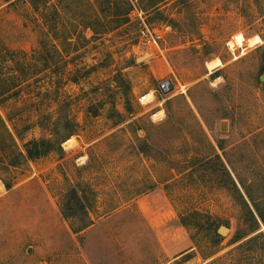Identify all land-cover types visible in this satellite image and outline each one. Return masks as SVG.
I'll list each match as a JSON object with an SVG mask.
<instances>
[{
    "label": "rangeland",
    "instance_id": "obj_1",
    "mask_svg": "<svg viewBox=\"0 0 264 264\" xmlns=\"http://www.w3.org/2000/svg\"><path fill=\"white\" fill-rule=\"evenodd\" d=\"M149 4L0 0V264H264V0Z\"/></svg>",
    "mask_w": 264,
    "mask_h": 264
},
{
    "label": "trees",
    "instance_id": "obj_2",
    "mask_svg": "<svg viewBox=\"0 0 264 264\" xmlns=\"http://www.w3.org/2000/svg\"><path fill=\"white\" fill-rule=\"evenodd\" d=\"M95 4H97L98 8L96 10L97 12V20L100 21V19L103 16V21H104V25H105V30H109L112 27H120L125 25L128 22V15L130 14V12H132L136 6L134 5V2L138 1V0H94ZM150 1L149 4V10L157 15H159V5L163 2V0H147ZM88 2L90 3V0H88ZM34 7L37 8L36 4H33ZM105 7L107 10H105ZM56 11V15L57 17L61 18V13H59L57 10ZM108 11V14L106 15L105 12ZM57 28V26H56ZM56 28H54V35L57 39L59 40H66V38H62L61 35L57 34ZM80 34V32H79ZM72 35V34H71ZM264 40V38H263ZM218 76V72L214 73L211 77L214 79ZM2 79V78H0ZM16 78H14L15 80ZM11 84L13 83V85L11 86H7L8 84H6L5 82V88L0 90V99H2V97L6 96L8 93H10L11 91H14L15 89H17V83L16 80L10 82ZM15 85V86H14ZM34 147L33 148H28L27 149V156L31 159L33 158H37L41 155V151L39 150L40 146H45L47 145L48 147H51L50 143H46L44 141L40 142V143H33L32 144ZM49 150H46V152ZM45 152V153H46ZM21 157H24L21 154ZM69 209H74L75 210H81L83 212H85V214L87 213V209L85 207V205L82 203V201L76 196V194L73 197V204L72 206L69 207ZM62 216L64 217L65 220H68L71 222V220L73 219V216L69 215L65 210L62 211ZM195 217L198 221L195 225L198 226L201 230H203L205 232V236L207 237V239L210 242V247H217L220 246L221 243L223 242L222 237L220 235H218V232L216 230V222L212 220V218H210V216H206L204 214H201L199 212H192L190 217L187 216H183L182 217V224L187 226L188 225V220L190 218ZM260 218L262 220V222L264 223V218L260 215ZM91 224L88 225H83L81 228H79L78 230H75V234L80 233L82 231H84L85 229H87L89 226H91ZM239 240L236 238L234 239L233 243L238 242ZM216 253L213 252L212 254H210V257L215 255ZM209 258V257H207ZM217 262H219V260L212 262L211 264H218Z\"/></svg>",
    "mask_w": 264,
    "mask_h": 264
},
{
    "label": "bare ground",
    "instance_id": "obj_3",
    "mask_svg": "<svg viewBox=\"0 0 264 264\" xmlns=\"http://www.w3.org/2000/svg\"><path fill=\"white\" fill-rule=\"evenodd\" d=\"M235 41H236L238 47H240V46H243V42H244L245 40H244L243 36H241V35H237V36L235 37ZM260 43H261V40H260V38H258V37H254V38H252V39L249 40V46H250V47H254V46H256V45H258V44H260ZM234 45H235V44H233V43L230 44V46L233 47V48H234ZM221 67H223V66H222V63H221L220 60H216V61H214V62H212V63H208V64H207V68H208L209 71H211V72H213V71H215V70H217V69H219V68H221ZM148 97L151 98V94H149V95H147L146 97H144L143 100L148 99ZM143 104H144V103H143ZM70 142H71V141H70Z\"/></svg>",
    "mask_w": 264,
    "mask_h": 264
},
{
    "label": "water",
    "instance_id": "obj_4",
    "mask_svg": "<svg viewBox=\"0 0 264 264\" xmlns=\"http://www.w3.org/2000/svg\"><path fill=\"white\" fill-rule=\"evenodd\" d=\"M161 88H162V90H163L164 92H170V91L173 90V87H172V85H171L170 82H165V83H163L162 86H161ZM226 233H227V229L222 228V229L220 230V234H221V235H225ZM191 264H193V263H191Z\"/></svg>",
    "mask_w": 264,
    "mask_h": 264
},
{
    "label": "crops",
    "instance_id": "obj_5",
    "mask_svg": "<svg viewBox=\"0 0 264 264\" xmlns=\"http://www.w3.org/2000/svg\"><path fill=\"white\" fill-rule=\"evenodd\" d=\"M95 227V223L94 224H92L91 226H89L87 229H85L84 231H82V232H80V233H77V234H75V233H73L74 235H79L80 234V236L81 237H87V235L90 233V231L93 229Z\"/></svg>",
    "mask_w": 264,
    "mask_h": 264
},
{
    "label": "built area",
    "instance_id": "obj_6",
    "mask_svg": "<svg viewBox=\"0 0 264 264\" xmlns=\"http://www.w3.org/2000/svg\"><path fill=\"white\" fill-rule=\"evenodd\" d=\"M148 33H150V31L147 28L141 31V36L143 37V39L147 38ZM156 38L159 39L160 37L156 36ZM152 39H153V41H155L153 36H152Z\"/></svg>",
    "mask_w": 264,
    "mask_h": 264
}]
</instances>
